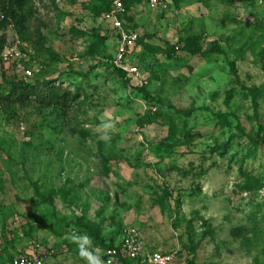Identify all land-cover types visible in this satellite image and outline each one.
Returning <instances> with one entry per match:
<instances>
[{
    "label": "rangeland",
    "instance_id": "obj_1",
    "mask_svg": "<svg viewBox=\"0 0 264 264\" xmlns=\"http://www.w3.org/2000/svg\"><path fill=\"white\" fill-rule=\"evenodd\" d=\"M55 1L64 14L31 0L28 29L0 32L22 53L0 58V96L16 79L59 86L54 102L14 114L0 97V264L32 243L52 252L46 264H86L73 240L84 234L106 264L104 244L127 227L149 251L175 253L173 264H264V143L253 142L264 0H169L167 10L128 0L138 79L106 62L120 37L97 10L104 0ZM191 36L224 54L191 56ZM169 45L180 49L168 56ZM242 86L257 87V112Z\"/></svg>",
    "mask_w": 264,
    "mask_h": 264
},
{
    "label": "trees",
    "instance_id": "obj_2",
    "mask_svg": "<svg viewBox=\"0 0 264 264\" xmlns=\"http://www.w3.org/2000/svg\"><path fill=\"white\" fill-rule=\"evenodd\" d=\"M31 0H0V32L7 30L9 27L14 26L16 29H18L21 32H25L28 29L27 23H28V16L26 14V7L29 5V2ZM54 6L56 7L57 11L61 14H64L58 7L57 2L55 0H52ZM114 0H104V4L97 8L99 12H107L111 9L112 3ZM128 0H125V7L126 10L129 13V5ZM129 15L125 14V24L124 27L126 28H134L137 29L134 25H130V22L128 21ZM44 27H47V25L41 21H38V24L35 25V29L33 31V35L36 36V38L39 40L41 45L43 44V29ZM140 37L137 42H140ZM7 39L5 36L0 37V58H2V51L6 45ZM201 37L199 36H191L188 37L185 42L184 46H182V50L189 53L191 56L199 55L204 58H210L213 54H224V51L221 49V47L217 43H211L207 48H205L202 45ZM146 47H150V45L146 44ZM43 47V46H42ZM179 48V46H170L169 48V55L171 56V53H174L177 51L176 48ZM263 59H264V50L262 51ZM230 73L232 76H234L237 84H240V79L237 73V69L234 62H230ZM113 66V65H112ZM119 74L126 75V71L122 68L113 66ZM49 82L46 79L37 80L35 83L25 82L24 80L16 79L14 81H11L9 83V90L5 95H1V107L4 111H6L9 114H14L13 110L16 106H28L32 104L45 106L47 104H50L51 102L55 101V96L58 93L56 90L59 87L55 83ZM243 89L247 90L250 95L252 96L253 106L255 112L258 110V89L257 87H245L242 86ZM146 96L150 97V93L145 91V89H142ZM264 126L263 124L259 123V131H258V139L253 140L254 144L257 146L264 143V133L263 130ZM255 148L251 149L249 151V155L255 154ZM104 243V241H101ZM104 247L111 248L114 247V245H107L104 244ZM105 248V249H106ZM13 255L10 256L9 262L11 264V261L13 259Z\"/></svg>",
    "mask_w": 264,
    "mask_h": 264
},
{
    "label": "built area",
    "instance_id": "obj_3",
    "mask_svg": "<svg viewBox=\"0 0 264 264\" xmlns=\"http://www.w3.org/2000/svg\"><path fill=\"white\" fill-rule=\"evenodd\" d=\"M147 2L152 8L163 10H167L170 5L169 0H147ZM126 13L128 14L125 0H114L111 9L103 14V20L108 22L112 29L117 30L120 37V44L115 56L112 59H106V62L122 68L138 79L140 78L139 70L136 66L129 65L128 58L137 44L140 31L124 27ZM1 55L3 60L8 61L21 57L22 53L17 46H12L5 48ZM27 73L33 75L32 70H28ZM47 254L51 255L52 252H46L40 244L32 243L30 248L14 253L11 264H46ZM103 255L106 264H173L176 257L173 252L149 251L138 230L134 227H127L119 243L106 249Z\"/></svg>",
    "mask_w": 264,
    "mask_h": 264
},
{
    "label": "clouds",
    "instance_id": "obj_4",
    "mask_svg": "<svg viewBox=\"0 0 264 264\" xmlns=\"http://www.w3.org/2000/svg\"><path fill=\"white\" fill-rule=\"evenodd\" d=\"M73 240L77 243L79 254L85 259L86 264H103L102 258L92 250V240L89 236L76 235Z\"/></svg>",
    "mask_w": 264,
    "mask_h": 264
},
{
    "label": "crops",
    "instance_id": "obj_5",
    "mask_svg": "<svg viewBox=\"0 0 264 264\" xmlns=\"http://www.w3.org/2000/svg\"><path fill=\"white\" fill-rule=\"evenodd\" d=\"M147 1V0H146ZM138 30H140L139 28H137Z\"/></svg>",
    "mask_w": 264,
    "mask_h": 264
}]
</instances>
